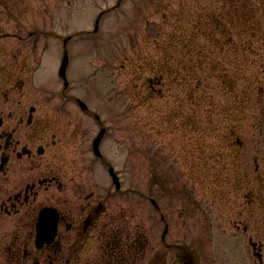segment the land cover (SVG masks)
<instances>
[{
    "label": "rangeland",
    "instance_id": "1",
    "mask_svg": "<svg viewBox=\"0 0 264 264\" xmlns=\"http://www.w3.org/2000/svg\"><path fill=\"white\" fill-rule=\"evenodd\" d=\"M114 1L0 0V62H29L0 74V116L35 106L66 154L102 120L105 158L127 188L162 200L201 264H262L249 238L264 244V0H125L94 32ZM70 37L86 41L68 47L65 89L54 69Z\"/></svg>",
    "mask_w": 264,
    "mask_h": 264
},
{
    "label": "flooded vegetation",
    "instance_id": "2",
    "mask_svg": "<svg viewBox=\"0 0 264 264\" xmlns=\"http://www.w3.org/2000/svg\"><path fill=\"white\" fill-rule=\"evenodd\" d=\"M0 63V74H13L29 62ZM21 101L0 116V264H201L204 248L180 242L184 236L173 234L172 217L155 199L142 201L135 187L121 195L126 184H117L110 167L94 174L77 160L90 155L88 142L66 154L53 125L31 116ZM124 196H132L129 216ZM141 204L148 208L144 217ZM159 214L161 233L153 230Z\"/></svg>",
    "mask_w": 264,
    "mask_h": 264
}]
</instances>
